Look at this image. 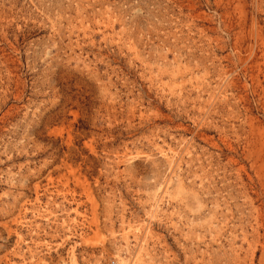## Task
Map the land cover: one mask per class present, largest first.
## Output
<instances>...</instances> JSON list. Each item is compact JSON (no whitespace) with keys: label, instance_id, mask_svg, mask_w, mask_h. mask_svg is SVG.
<instances>
[{"label":"rangeland","instance_id":"rangeland-1","mask_svg":"<svg viewBox=\"0 0 264 264\" xmlns=\"http://www.w3.org/2000/svg\"><path fill=\"white\" fill-rule=\"evenodd\" d=\"M0 264H264V0H0Z\"/></svg>","mask_w":264,"mask_h":264}]
</instances>
